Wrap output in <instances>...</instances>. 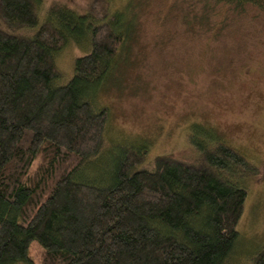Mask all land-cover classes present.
<instances>
[{
	"label": "trees",
	"instance_id": "1",
	"mask_svg": "<svg viewBox=\"0 0 264 264\" xmlns=\"http://www.w3.org/2000/svg\"><path fill=\"white\" fill-rule=\"evenodd\" d=\"M211 2L223 21L247 6L264 12V0ZM41 3L0 0V264L231 263L243 182L257 168L200 125L193 163L149 164L146 144L108 141L98 100L130 67L119 56L134 17L112 14L107 0L84 15L53 6L32 33ZM68 44L88 49L61 85L56 61ZM254 253L246 264H264V247Z\"/></svg>",
	"mask_w": 264,
	"mask_h": 264
},
{
	"label": "rangeland",
	"instance_id": "2",
	"mask_svg": "<svg viewBox=\"0 0 264 264\" xmlns=\"http://www.w3.org/2000/svg\"><path fill=\"white\" fill-rule=\"evenodd\" d=\"M96 1L42 0L39 24L29 31L35 33L53 6L84 15ZM107 2L112 14L134 17V31L119 56L130 67L117 77L118 89L98 100L109 111L106 139L121 147L146 144L149 164L160 155L193 163L195 143L206 139L204 132L191 136L200 125L245 157L257 173L243 182L244 214L227 264H246L264 247V12L247 6L223 21L222 8L211 0ZM204 6L208 27L200 24ZM0 28L7 31L1 20ZM86 49L68 44L60 52L61 85L73 77L74 62Z\"/></svg>",
	"mask_w": 264,
	"mask_h": 264
}]
</instances>
